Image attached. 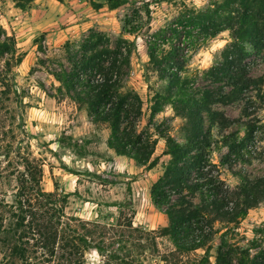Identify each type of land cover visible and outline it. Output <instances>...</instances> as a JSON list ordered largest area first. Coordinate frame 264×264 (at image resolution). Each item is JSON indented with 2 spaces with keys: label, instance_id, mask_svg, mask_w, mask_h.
Here are the masks:
<instances>
[{
  "label": "trees",
  "instance_id": "16d2710c",
  "mask_svg": "<svg viewBox=\"0 0 264 264\" xmlns=\"http://www.w3.org/2000/svg\"><path fill=\"white\" fill-rule=\"evenodd\" d=\"M33 1L14 0V4L24 9ZM89 2L95 10L139 2L150 19L146 0ZM135 10L132 17H125L123 34H135L142 28L140 7ZM223 31H228L229 38L215 62L204 69L192 68V54ZM123 34L112 45L105 31L90 28L64 42L67 64L56 59L47 70L58 83L54 86L57 94L84 108L91 122L107 124L106 144L117 155L151 169L161 158L155 155L158 139L164 140L162 154L169 159L151 184L150 197L166 215L167 224L157 229L135 226L133 211H124L131 204L128 200L110 204L118 210L113 222L67 215L68 194L57 188L43 189L41 160L18 149L14 154L17 165L7 174L15 175L17 186L10 200L0 197L1 261L84 264L85 253L94 250L104 256V264H145L147 255L160 264H264V247L257 236L260 229H255L257 237L245 245L236 239L249 209L264 201V174L238 173L239 182L230 187L221 178L219 166L210 160L212 129L222 133L236 122L214 106L231 103L253 90L264 102L262 78L250 74L247 62L251 54L264 57V0H211L203 7L182 4L169 21L148 33L144 76L155 74L162 84L156 88L148 84L151 93L145 108L140 94L126 85L135 42ZM23 57L14 34L0 25L1 104L16 92L12 70ZM166 106L183 119V141L170 134L166 119L154 120ZM146 111L148 122L141 126ZM245 114L250 112L245 110ZM244 127L245 135L238 142L234 131L222 134L229 151L221 163L229 162L244 141L252 138L254 123L245 121ZM6 136L2 129L0 145L5 146L10 167L11 144L1 143ZM218 233L219 240L213 245ZM158 237H168L173 247L161 253Z\"/></svg>",
  "mask_w": 264,
  "mask_h": 264
},
{
  "label": "rangeland",
  "instance_id": "374dc122",
  "mask_svg": "<svg viewBox=\"0 0 264 264\" xmlns=\"http://www.w3.org/2000/svg\"><path fill=\"white\" fill-rule=\"evenodd\" d=\"M146 1L150 9L149 21L144 7L138 2L142 28L135 34H123V21L126 16L136 14V4H125L115 9L105 5L95 10L89 0H34L21 9L15 7L14 0H0V25L8 33L14 34L18 51L24 53L22 62L12 70L11 84L16 92L11 93L8 103H0V131H7L1 143L5 145L9 141L11 144L12 160L8 167L5 146L0 145V197L10 200L17 186L15 175L7 174L17 165L14 154L19 149L21 153L41 160L43 189L49 191L57 188L59 192L68 194L65 206L67 215L97 219L102 223L113 222L118 210L110 204L128 200L131 204L124 211H133L135 226L157 229L167 224L166 215L153 205L150 197L151 184L162 173L163 165L169 159L168 155L162 154L164 140L158 139L155 155H161V158L151 169L140 166L133 159L117 155L106 144L109 134L107 124L91 122L84 108L78 107L68 97L57 94L54 86L58 83L47 70L56 59L67 64L64 42L79 38L90 28L105 31L112 45L123 34L135 42L126 85L140 94L145 108L151 93L148 84L155 88L162 84L155 74L149 78L144 76V65L148 60L145 43L148 33L169 21L182 4L203 7L211 0ZM228 38V31H223L208 40L192 54L190 66L199 69L210 66ZM247 62L250 74L262 78L261 93L264 95V57L251 54ZM40 84H44V88ZM49 93L55 97L49 96ZM214 109L223 111L236 121L222 133L216 128L212 129L210 160L219 166L221 178L234 187L239 182L238 173L251 177L263 175L264 102L253 90L231 103L217 104ZM245 110L250 112L248 116ZM164 119L170 126V134L183 141V119L175 116L169 106L154 118L155 122ZM248 120L254 123L252 138L244 141L238 152L231 155L229 162L221 163L229 151L222 134L234 131L236 141H240L245 135L244 122ZM147 122L148 111L142 118L141 126ZM216 227L220 228V224H216ZM256 228L260 229L257 236L264 247V201L258 207L249 209L237 229L239 235L236 239L245 245L248 240L257 237L254 234ZM218 240L219 233L213 245ZM157 244L161 253L173 247L168 237H158ZM197 252L202 253L201 250ZM104 259L101 254L89 250L85 253L84 264H104ZM4 262L0 255V264H13ZM16 263L18 260H15ZM156 263L160 264L154 256L145 257V264Z\"/></svg>",
  "mask_w": 264,
  "mask_h": 264
},
{
  "label": "crops",
  "instance_id": "0c3cea01",
  "mask_svg": "<svg viewBox=\"0 0 264 264\" xmlns=\"http://www.w3.org/2000/svg\"><path fill=\"white\" fill-rule=\"evenodd\" d=\"M120 156V155H119Z\"/></svg>",
  "mask_w": 264,
  "mask_h": 264
}]
</instances>
